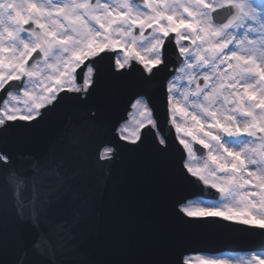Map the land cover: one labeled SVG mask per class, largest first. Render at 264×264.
<instances>
[{
    "label": "snow or ice",
    "instance_id": "6c2138e0",
    "mask_svg": "<svg viewBox=\"0 0 264 264\" xmlns=\"http://www.w3.org/2000/svg\"><path fill=\"white\" fill-rule=\"evenodd\" d=\"M132 168L253 241L199 264H264V0H0V264H190L163 221L98 239Z\"/></svg>",
    "mask_w": 264,
    "mask_h": 264
},
{
    "label": "water",
    "instance_id": "95a60500",
    "mask_svg": "<svg viewBox=\"0 0 264 264\" xmlns=\"http://www.w3.org/2000/svg\"><path fill=\"white\" fill-rule=\"evenodd\" d=\"M132 119V118H131ZM45 131V130H44ZM46 133L44 132V134L41 133V137H46L45 136ZM146 176L148 175L145 174ZM132 180V178H130ZM120 181L119 180H115V182L113 184H111V187H118ZM194 191V189L192 188L190 192ZM139 195V198H144L143 195H141L140 193H138ZM124 199H130L132 200L133 199V194H132V191H129V194L128 196H126ZM117 208H115L116 210ZM117 217L113 216V223L115 225V219ZM129 220V219H128ZM160 222V221H159ZM158 222V223H159ZM180 224V223H179ZM134 225H136V222H129V228L132 232H135V229H134ZM140 225H137V227H139ZM117 227V226H115ZM183 227V226H182ZM189 227V226H188ZM188 227H183V229L187 230ZM141 228L144 230L145 227L142 225ZM227 232H224V231H221L218 233V236L216 237V239L213 241V243H218V245H224V246H227L228 249H249L252 245L248 242L250 239H248L247 237L243 236V235H240L236 232H233L231 231L230 229L226 230ZM185 239H186V243L184 245V248L186 249L188 246H190L194 241L195 239L197 238L196 235H191L190 232H187V233H184L183 234ZM229 235L230 237H232L233 239H230L228 238Z\"/></svg>",
    "mask_w": 264,
    "mask_h": 264
},
{
    "label": "rangeland",
    "instance_id": "374dc122",
    "mask_svg": "<svg viewBox=\"0 0 264 264\" xmlns=\"http://www.w3.org/2000/svg\"><path fill=\"white\" fill-rule=\"evenodd\" d=\"M229 254H231L232 256H229L230 258H236L238 255H233L232 253H229ZM239 255H242V254H239ZM194 262L195 263H199V259L198 258H196L195 260H194Z\"/></svg>",
    "mask_w": 264,
    "mask_h": 264
}]
</instances>
